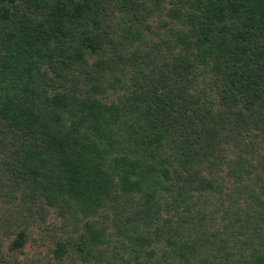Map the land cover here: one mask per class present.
Listing matches in <instances>:
<instances>
[{
	"label": "trees",
	"instance_id": "obj_1",
	"mask_svg": "<svg viewBox=\"0 0 264 264\" xmlns=\"http://www.w3.org/2000/svg\"><path fill=\"white\" fill-rule=\"evenodd\" d=\"M0 202L56 264H264V0H0Z\"/></svg>",
	"mask_w": 264,
	"mask_h": 264
},
{
	"label": "rangeland",
	"instance_id": "obj_2",
	"mask_svg": "<svg viewBox=\"0 0 264 264\" xmlns=\"http://www.w3.org/2000/svg\"><path fill=\"white\" fill-rule=\"evenodd\" d=\"M10 207V211H14L16 207ZM7 207V209L9 208ZM0 214L6 212L5 206L0 202ZM61 218L56 214L52 215L49 220L50 224L60 225L62 221ZM48 224V225H50ZM15 226H13V230ZM8 227L0 223V258L10 259V261L18 262V264H56L54 259V249L58 242H65L72 238L71 235L64 231L51 232L46 227L32 225L27 234V241L25 247L19 252H11L10 245L12 240L16 237V234L8 236ZM70 244H74L70 242ZM70 252L66 255L64 262L62 264H77L79 262V257L76 251H72V246L69 247Z\"/></svg>",
	"mask_w": 264,
	"mask_h": 264
}]
</instances>
